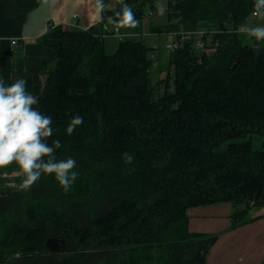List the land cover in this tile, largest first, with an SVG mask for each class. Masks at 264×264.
<instances>
[{"label": "trees", "instance_id": "16d2710c", "mask_svg": "<svg viewBox=\"0 0 264 264\" xmlns=\"http://www.w3.org/2000/svg\"><path fill=\"white\" fill-rule=\"evenodd\" d=\"M40 1L5 0L6 14L22 22ZM155 2L122 0L85 29L55 25L17 45L13 74L52 118L47 142L61 141L57 158H74L79 176L67 193L42 176L36 197L20 187L0 194L25 202L0 215L3 263L83 264L93 249L112 254L85 264H208L217 235L189 231L187 209L226 201L234 228L264 206V147L250 138L264 142V45L256 55L237 32L255 0H168L166 21L150 28L173 33L178 45L156 77V50L142 38L105 50L116 25L143 18ZM209 22L203 48L179 39ZM76 114L83 124L68 135ZM52 230L68 240L59 252L45 247Z\"/></svg>", "mask_w": 264, "mask_h": 264}, {"label": "crops", "instance_id": "0c3cea01", "mask_svg": "<svg viewBox=\"0 0 264 264\" xmlns=\"http://www.w3.org/2000/svg\"><path fill=\"white\" fill-rule=\"evenodd\" d=\"M120 1L122 0H41L28 11L25 19L20 22L6 14V2L0 0V79H3L6 84H10L18 78H23L21 75H14L12 67L19 42L38 38L48 28L55 25H62L68 29H85L100 20L103 10L114 8ZM167 1L156 0V9L153 12L148 11V14L141 19L122 21L116 25L118 32H122L123 37L142 38L146 44L152 46L156 50L157 66L162 65L164 61L166 62L165 59H168L169 56V52L165 54L159 50V39H167L169 36L164 33H153L150 27L151 25H161L166 21ZM157 5H163V14L160 13ZM253 17L251 15L250 18ZM14 39L17 40L16 44L11 43V40ZM22 180L23 177L18 175V168L15 164L0 169V194L8 189L19 188ZM4 200H10V198L6 199L0 195V201ZM230 213L231 205L226 201L190 207L186 213L188 215L187 228L189 231L223 233L225 226L230 221ZM250 215L254 219L249 226L256 228V234L253 236L245 235V238L255 240L251 246L260 250L264 256V206L254 208ZM222 235L214 244V248L217 244L219 245ZM229 235L231 234L228 233L224 236ZM212 251L213 248L206 255L207 263L222 264L214 258ZM10 258L14 262H18L19 254L16 253ZM6 261L10 263L9 259Z\"/></svg>", "mask_w": 264, "mask_h": 264}, {"label": "clouds", "instance_id": "9594fccd", "mask_svg": "<svg viewBox=\"0 0 264 264\" xmlns=\"http://www.w3.org/2000/svg\"><path fill=\"white\" fill-rule=\"evenodd\" d=\"M177 0H172L173 5ZM163 14V5H157ZM253 15L264 20V0H255ZM248 40V46L259 55L264 45V23L241 24L237 29ZM39 103L37 96L28 91L27 81L18 78L6 84L0 79V169L15 164L18 175L23 177L20 188L30 189L42 176H54L65 193L70 191L79 176L75 170L76 160L72 157L58 159L56 150L62 147L59 139L47 141L53 136L52 118L34 107ZM83 124L79 114L72 116L66 133L71 135ZM126 164H132L134 156L125 152Z\"/></svg>", "mask_w": 264, "mask_h": 264}, {"label": "rangeland", "instance_id": "374dc122", "mask_svg": "<svg viewBox=\"0 0 264 264\" xmlns=\"http://www.w3.org/2000/svg\"><path fill=\"white\" fill-rule=\"evenodd\" d=\"M262 23H264V20H261L259 17L254 16L253 18L248 19L247 25L251 26L254 24L257 25V24H262ZM211 25H212L211 22H209V24L203 23L200 25V28L204 29V30H209V29H211ZM120 33L122 35V32H120ZM132 37H134V36H132ZM117 39L118 38L116 36L105 38V50L107 52L110 53V52L114 51L116 44H117ZM166 41H167L166 38H161V39H159V44H158L159 50L162 51L161 53H165V54H167V52H168L164 48V44ZM165 60H167V59H165ZM165 65H166V62L164 61V63L162 64V68L165 67ZM160 66L161 65H159V66L153 65L152 66V75L154 77L157 76V73L155 70L160 68ZM163 76H164V73H162V77ZM247 138H249V137H247ZM250 138L253 140L251 142H253V145L255 147H260V146L264 147V142H263V139L261 137L259 138V137L252 136ZM225 145H226V143H223L222 147H225ZM42 189H43V186L41 185V181L39 180L35 185H33L29 189V192L32 196L36 197L42 192ZM22 201L23 200L21 199V197H12V199H10V200H4L2 202L0 201V215H4V214L7 215V214H11V213H16L17 211H19L21 209V207L23 206V203H25ZM73 207H74V205H73ZM105 210H106V207L103 208V210L100 214H102ZM72 213L74 215H77L82 222L86 221L83 210L75 209L72 211ZM251 222H248V223H245L243 225L231 228L230 227L231 220H230L228 225L225 226L223 233L222 232H213V231L212 232H205V231H199V230L198 231L201 233H208V234H216L217 235L216 240H214L215 242L211 245L208 252H210L213 248L212 255L220 263H222V264H264V256H263L262 252L260 250H257V248H253L251 246L252 244H254L255 240H250L248 238H245V235L246 236H253L254 234H256L255 233L256 228H252L251 226H249ZM198 231H192V232H198ZM52 233L54 234V236H56L58 234H62V232H60V231L58 232V231H54V230H52ZM228 233H230L231 235H229L227 237L224 236ZM221 235L223 237L221 238L219 245L217 244L214 248V244L217 242L218 239H220ZM67 242H68V240H66V244H67ZM70 243L74 244V245L77 244L76 241H70ZM111 254L112 253L110 250L97 251V250L91 249L89 251V255H88L87 259H85L83 264H85L88 261L94 262V261H98V260H104V258H107Z\"/></svg>", "mask_w": 264, "mask_h": 264}, {"label": "built area", "instance_id": "2783aa9c", "mask_svg": "<svg viewBox=\"0 0 264 264\" xmlns=\"http://www.w3.org/2000/svg\"><path fill=\"white\" fill-rule=\"evenodd\" d=\"M254 11L252 12L253 15ZM255 16V15H253ZM112 35L116 36L117 38H121L123 37L119 32H118V28L117 26H115L112 30ZM178 37L180 40H190V39H194V46L199 47V48H203L204 45H206V42L209 40L208 36H206V32L204 29H197V30H182L180 32H178ZM167 36H169L164 44V48L170 52L172 51L177 45H178V41L175 39L174 34H168ZM12 44H16L17 40H11ZM0 264H11L7 261H5L4 263L2 261H0Z\"/></svg>", "mask_w": 264, "mask_h": 264}, {"label": "water", "instance_id": "95a60500", "mask_svg": "<svg viewBox=\"0 0 264 264\" xmlns=\"http://www.w3.org/2000/svg\"><path fill=\"white\" fill-rule=\"evenodd\" d=\"M45 245L50 252H59L66 248V239L62 234L59 236H50L46 239Z\"/></svg>", "mask_w": 264, "mask_h": 264}, {"label": "flooded vegetation", "instance_id": "af4514ba", "mask_svg": "<svg viewBox=\"0 0 264 264\" xmlns=\"http://www.w3.org/2000/svg\"><path fill=\"white\" fill-rule=\"evenodd\" d=\"M57 236H59V235H57Z\"/></svg>", "mask_w": 264, "mask_h": 264}]
</instances>
